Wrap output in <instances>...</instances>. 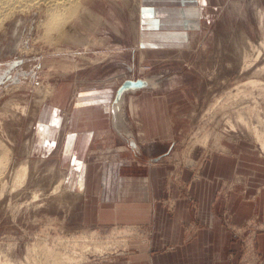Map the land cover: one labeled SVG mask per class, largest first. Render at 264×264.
Listing matches in <instances>:
<instances>
[{"label":"rangeland","instance_id":"rangeland-1","mask_svg":"<svg viewBox=\"0 0 264 264\" xmlns=\"http://www.w3.org/2000/svg\"><path fill=\"white\" fill-rule=\"evenodd\" d=\"M86 2L84 11L65 14L64 25L47 33L44 26H38L45 14L36 4L15 11L0 24V62L9 67L0 77V138L13 149L16 162L28 163V175L19 189L0 197V259L7 257L12 264H62L45 254L44 245L55 253L82 254L81 260L70 264L125 261L151 239L152 231L141 224H83L77 178L67 177V162L60 160L59 152H47L45 146L38 149L34 142L30 147L37 122L43 119L40 105L48 97L47 87L61 81L72 86L88 85L93 76L115 72L119 73V83L128 73L124 65L115 62L128 60L131 53L116 46L129 47L136 42L137 0H90V7ZM208 6L209 17L203 20L202 31L191 35L192 47L169 50L168 54L149 52L141 59L137 54L140 60H136L133 72L142 77L163 75L169 86L152 91L163 95L170 90L173 94L161 97L168 110L165 115L172 118L176 128L174 144L164 159L167 187L177 186V196L187 198L192 205V217L183 224V241L191 240L202 225L197 221L196 200L190 188L202 176L212 154L224 152L235 158L242 155L245 163L232 177L219 181L216 195L226 202L236 190L251 199L253 195L244 191L248 171L264 172V148L238 116L239 112L243 117L245 114L251 125L256 124L264 132V85L258 88L242 83L250 77L264 82V72L252 71L264 63V53L249 67L252 70L241 67L242 58L253 53L263 36L264 0H209ZM105 61L106 65L99 63ZM115 68L114 73L109 72ZM239 83L251 95L227 98L226 91L236 90ZM226 118L233 121V128ZM203 133L208 134L205 142L199 139ZM7 169L10 177L9 166ZM63 177L61 188L50 193L58 178ZM32 191L39 193L38 199L30 200ZM177 196L163 199L167 211H172ZM220 214L236 244L225 257L228 264H264V254L256 246L257 234L264 231V211L261 217L253 214L241 223L231 219L226 207ZM98 244L102 250L95 252Z\"/></svg>","mask_w":264,"mask_h":264},{"label":"crops","instance_id":"crops-1","mask_svg":"<svg viewBox=\"0 0 264 264\" xmlns=\"http://www.w3.org/2000/svg\"><path fill=\"white\" fill-rule=\"evenodd\" d=\"M89 2L88 7L92 6ZM208 3L209 0H137L136 42L129 47L116 46L131 53L128 60L120 58L115 62L124 65L128 72L121 81L137 77L133 72L141 55L168 54L192 47L193 34L202 31V22L209 17ZM137 54L140 59H136ZM106 61L99 63L106 65ZM3 64L0 62V77L9 70ZM114 71L116 68L109 72ZM118 74L93 76L88 85L72 86L61 81L51 86L40 105L44 109L43 119L37 122L30 147L34 142L38 149L45 146L47 152H59L60 160L67 162V177L77 178L83 224H141L152 231L150 241L125 261L102 264H228L225 257L236 244L220 212L228 208L231 219L237 223L253 214L261 217L264 172L248 171L244 191L253 195L251 199L236 190L226 202L216 195L219 181L232 177L245 163L242 155L235 158L224 152L212 154L205 162L202 176L190 188L196 200L197 221L202 225L191 240L183 241V224L192 217V205L187 198L177 196V186L167 187L164 159L174 144L176 128L172 118L165 115L168 110L161 97L172 93L153 92L169 83L163 75L153 74L152 78L157 80L154 88L125 92L114 121L111 101L121 82H117ZM168 195L177 196L171 212L163 203ZM170 244L174 248H166ZM256 246L264 254V231L257 234Z\"/></svg>","mask_w":264,"mask_h":264},{"label":"bare ground","instance_id":"bare-ground-1","mask_svg":"<svg viewBox=\"0 0 264 264\" xmlns=\"http://www.w3.org/2000/svg\"><path fill=\"white\" fill-rule=\"evenodd\" d=\"M86 1L87 0H0V24L5 23L6 20H8L10 17H12L15 14L14 13L15 11L16 12L17 11H21V10H23L25 8L31 7L30 6L31 4H36V6H38L39 10H43L44 14H45V18L43 19L42 23H40V22L38 23V26L39 25L44 26V32L47 33V32H49V29H52V28L59 29V27H62L64 25L63 16H65V14L66 15L67 14H72L77 9L79 11L80 10L84 11V3ZM80 20H81V18H80ZM70 24H71V22H70ZM51 41H53V40H51ZM250 47H252V46H250ZM246 52H248V51H246ZM263 53H264V33H263L262 38L259 40V45H256V47L253 50V53H251L250 56H247V54L245 55V54L242 53L243 55H245V57L243 56L244 58H242L243 60H242V66L241 67L246 68V69L248 68L249 70L250 69L252 70V68H249V67L252 64L256 63V60L259 59V57ZM256 68L257 69H255V70L253 69L252 71L257 72V73L264 72V63L259 65ZM246 72H247V70H246ZM152 81L154 82V84L156 83V80H152ZM242 83L243 84H245V83L251 84L254 87L257 85L258 88H259V85H260V87H261V85H264V82L260 78H257V77L247 78V81L246 82L243 81ZM240 84L241 83H239L238 85H235L236 86V90H234V91L233 90L226 91L227 98L233 97V96L236 97V96H238L240 94L241 95H245V94L248 95V93L250 94L251 91L249 92V91H246L245 88H241ZM51 88H52L51 86L47 87L45 95H47L48 93L51 92ZM251 90H252V88H251ZM123 95L120 98L121 100L123 98ZM257 95H258V92H257ZM228 101H229V99H228ZM256 102H254V103H256ZM257 103H259V102H257ZM120 104H121V101H120ZM253 106H251V107H253ZM119 109H120V107H119ZM239 113H240L238 115L239 118L244 122V124L248 125V129L250 127L251 131L254 134L255 139L259 142L260 146L262 148H264V132L261 129V127H258L256 124H252L251 125L247 121V119L244 118L245 114H244V117H243L241 115V112H239ZM226 119L228 120V123H229L230 127L233 128L234 127L233 121H231L230 118H226ZM227 120H225V121H227ZM202 135L203 136L199 137V139L202 140V142L203 141L205 142L206 139H207V135L208 134L207 133H203ZM12 155H13V149L11 147H9L4 142V140H2L0 138V197L4 196L6 191L9 193L10 191L15 190L19 186H21V184H23L25 178L28 175L27 174L28 173V163H27V161L16 162L15 159H13ZM8 166H9V171L11 170V172H10V177L11 178L9 176H7V174H6V170H8L7 169ZM8 178H10V183H8V180H7ZM58 180L59 181L56 184L53 183L54 186L51 188L52 190H51L50 193L56 192L59 189L60 185H62L61 183L63 182L64 177L60 178V179L58 178ZM38 198H39V193L37 191H32V194L30 196V200L38 199ZM8 203H9V201H8ZM115 228H117V227H115ZM42 247H43V250L46 252L45 253L46 255H52L53 256V262H55L56 260H59V262L62 263V264H65V263H69L70 264V263L75 262L77 260H81L79 258H82V254L77 252V251H72V253H65V252H62V253H57L56 252L55 253V250L53 248H51L50 246L44 245ZM28 249H29V247H28ZM94 249H95V252H99V251L102 250V248L100 247L99 244L97 246L95 245ZM44 251L42 253H44ZM85 252L86 251H83V253H85ZM1 255L2 254H1V251H0V256ZM79 256H81V257H79ZM0 264H12V263L7 257H5L4 261L0 259Z\"/></svg>","mask_w":264,"mask_h":264},{"label":"water","instance_id":"water-1","mask_svg":"<svg viewBox=\"0 0 264 264\" xmlns=\"http://www.w3.org/2000/svg\"><path fill=\"white\" fill-rule=\"evenodd\" d=\"M152 77H127L124 78L116 87L113 99L111 101V113L114 121L117 120V112L119 110V105L122 95L129 90H138L141 88H150L156 86V83L152 81ZM133 143V142H131Z\"/></svg>","mask_w":264,"mask_h":264}]
</instances>
